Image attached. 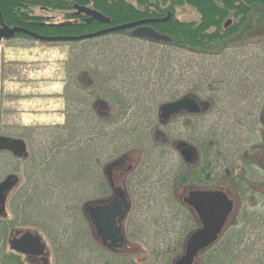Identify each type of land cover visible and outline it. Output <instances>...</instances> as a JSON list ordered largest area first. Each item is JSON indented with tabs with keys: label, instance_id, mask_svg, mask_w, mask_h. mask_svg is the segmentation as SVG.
I'll use <instances>...</instances> for the list:
<instances>
[{
	"label": "trees",
	"instance_id": "16d2710c",
	"mask_svg": "<svg viewBox=\"0 0 264 264\" xmlns=\"http://www.w3.org/2000/svg\"><path fill=\"white\" fill-rule=\"evenodd\" d=\"M76 4L88 6L100 12L109 18L110 23L106 24L96 19H92L89 22L80 21L77 19L78 16L73 14L74 5ZM185 6L192 7L196 10L199 15L198 20L184 21L176 17V10ZM36 10L38 11L37 14ZM60 13L63 14V18L74 19L75 21H72L70 25L66 26L42 24V22H45L47 19L45 15ZM168 13H170V18L167 21L147 24L160 35L167 36V39L163 41H153L147 38L133 36L132 28H126L116 32L71 42L84 43L83 45H85L87 41H95L98 38L112 36V39H107V44H100L97 47L99 51L93 55H89L87 53L88 50H86V52H82L80 50L81 48L78 50L77 48L79 46H77L76 49L72 48L73 53L70 56L73 69L90 73L94 77V80L91 81L92 86H98L94 88V91L96 92L100 89L101 92L106 95L108 94L109 96L105 95L110 98L108 101H112L118 105L121 113L120 118L115 122L118 124L115 126L116 128H114L112 133L108 130L107 134H104L101 128H105V123L102 122L99 125L101 131V133H99V139L103 142L110 136L107 144L108 146L102 156H107L110 154V151H112V146L110 147L109 144L115 141V136L121 143L128 140L127 142H130V144L133 143L134 145H141L142 147H144V144L148 141V137H146L144 133V122L152 118L151 116L155 109L152 108L151 101V103L145 107L143 114L142 111L131 112L132 102L136 99L138 100L142 93L148 90V88L143 86V79L146 78V74L143 71H140L141 73L138 72L139 74H137V76L134 75L137 73L140 66L131 64L132 60L135 61L138 59H133L132 54L129 53V41H144L150 45L161 44V46L164 47L162 56H165L164 61L166 64H168L169 60L172 61V64L173 61H177V55L174 54L175 51L197 54L210 58L209 56L219 55L226 49L237 46L245 47L249 44H259L260 47L264 49V0H0V15L4 24L9 27H24L45 36H79L96 32L110 26L122 25L137 20L164 18ZM228 18L232 19V24L225 28L224 23ZM14 38L25 39L29 38V36L18 33ZM128 38L131 40H128ZM29 39L33 38L30 37ZM104 48L105 51H103ZM68 61L66 63L69 70L70 62L68 63ZM140 61H142V59H140ZM125 71L129 74H133L136 79L130 88L116 86L117 80L122 77ZM113 84H115V86ZM193 85L196 86V84ZM202 89L204 91L203 94L206 95L205 88H193L192 86L183 87L182 90H179L181 92L179 94L183 95L189 93L197 95L199 90ZM152 93L151 91L150 94ZM210 96L213 98L211 94ZM69 101L70 99L67 98L68 106ZM93 101L94 99L92 98L88 104L84 100L83 102L78 101L85 106L81 110V113H87V110H91L90 106L93 104ZM257 101L258 100L254 101L252 108L248 109L252 113L250 115H253L254 119H256V110L259 111ZM209 102L210 107L214 105L213 101L210 100ZM77 108L76 106L71 110L62 126L50 128L51 134L56 136H47V139L52 141L47 149L37 154L32 153L27 155L29 157L28 160L27 157L26 159L24 158L25 163L23 169L26 184L15 192L14 196L17 195L15 198L17 201L14 200L16 203L13 205L15 212L16 207L19 209L17 211L20 216L19 218H14L12 221L0 222V264H30V259L26 257V255L14 252L11 249L7 250V248H9L8 237L12 229L38 225V222L44 226L43 228H48L46 234L50 237V239H48L52 244L56 264H119L120 262L119 258L116 257L117 255L115 258H112L94 242L93 237L89 235L86 222L79 209H74L72 213L71 210H61L62 215L71 213V216L67 223L62 224L61 228H58L55 226L56 223H60V221L54 223L47 221L58 219L59 213L53 208L47 209L40 206L47 200L46 196L53 191L61 192L60 190L64 189L65 192V189L71 184H77L80 181H85V186H88L92 182L93 190H96L95 185L98 172L94 169L92 170L86 164L87 160L93 159V152L90 154L92 156L90 158L92 159L89 158L88 154L89 151H93L95 147L96 116L88 112L89 115L87 114L86 119L80 118V112ZM248 112L249 111H247V113ZM199 117L200 116H195L192 119L194 121L193 126L190 119L187 118L188 122H186V126L187 130L192 132L190 134L192 139L194 138L193 142L197 146L201 157L203 158L205 155L203 158L205 161V157L209 153L212 155V158L218 157L219 155L217 152L222 150L223 145L221 147L219 142L221 138H218L220 132H216L215 128L212 130L203 129L200 125L201 121H199ZM81 119L83 123L82 126L79 127L78 124L81 122ZM251 121L250 126H256V123H254L253 120ZM108 125L111 126V123ZM78 127L80 129L79 141H76L75 144L71 146L67 145V140H71L77 136ZM229 134L228 132L227 135ZM113 135H115L113 138L114 140L111 139ZM30 137L31 135L26 136L25 140L28 139L29 141ZM237 137L239 138V136H236V138ZM43 139H46V136H44ZM198 140L200 141L199 144L197 143ZM60 141L65 142V144L60 143ZM240 141L239 139L236 144H239ZM101 149L103 152L102 143ZM160 150H162L161 154L159 152ZM234 150L235 149H233V152ZM172 154L175 156V152L170 146H165L164 149H155L154 147V149L147 154V161H145L146 163L143 165L150 171L146 173V176L150 178L154 177L152 182L157 183L159 181L156 176L157 173L160 171L164 172V175L160 178L161 181L158 186V191L151 187V191H148V196L146 198H148V202L151 201V204L157 202L156 208L158 209L161 206L160 210L164 208L163 204L166 203L165 207H167L168 210L167 215H171L170 217L175 220H169L163 224V230L166 231V233L161 239H153V233L149 231L150 234H152V236L149 234V247L153 246L158 253H151L149 257L147 254H144L142 262L148 261L147 264H172L174 257L182 249L181 243L186 234V230H183L179 236L175 234L171 235V231L168 230L172 226L175 228L178 226L175 209L171 205V203H175V166L167 156ZM4 157H6V159H4ZM11 157L14 156L10 152L0 151V180L13 171L8 169L13 166V159ZM161 157L163 159L162 167L158 163ZM158 167L161 168L159 169ZM18 168L19 166H15L16 170ZM204 172V166L197 169L195 174L197 181L204 175ZM141 176L144 177L140 172L139 178H141ZM87 183L89 184L87 185ZM101 183H103V181ZM75 190H79V187L77 186ZM78 192L82 191L79 190ZM135 198L139 200L138 194H135ZM31 206L33 207L30 208ZM154 213L155 212H152L149 217H153ZM22 215L29 218V220L21 221L23 225L18 222ZM158 216L159 214L155 217L158 218ZM136 225L137 231L144 230L141 224L137 223ZM143 232H145V230ZM147 237L148 236H146V238ZM239 239V235H233L225 239L223 243L220 242L217 247H225L228 248V250L235 249L242 246ZM133 240H141L144 243L147 241L143 238H136ZM161 247L165 249L161 250ZM166 248H169L168 250L171 254H162ZM131 264H138V262L132 259Z\"/></svg>",
	"mask_w": 264,
	"mask_h": 264
},
{
	"label": "rangeland",
	"instance_id": "374dc122",
	"mask_svg": "<svg viewBox=\"0 0 264 264\" xmlns=\"http://www.w3.org/2000/svg\"><path fill=\"white\" fill-rule=\"evenodd\" d=\"M37 13L38 11L36 10V14ZM50 16H54V22L64 19L61 13ZM176 17L184 21H193L198 20L199 15L194 8L185 6L176 10ZM107 39H112V36L98 38L95 41L90 40L87 41L85 45H83L84 43L43 45L41 42L24 38L14 39V41L8 43L0 42V135L24 139H26V136L31 135L29 141L28 139L25 140L28 145L27 155L32 153L37 154L51 145L52 141H49L47 136H56L51 134L50 128L62 126L64 118H67V115L76 106L80 112V118L86 119L88 112L93 115L92 109L87 110V113H81L83 104L79 102H83L84 100L88 104L91 98L95 99L97 96H102V98L109 100L110 98L106 97L109 95L101 92L100 89L96 92L93 90L94 85L92 86L91 81L94 80V77L90 73L73 69L71 55L68 61V63L70 62L69 74L65 73V60L67 58L68 49H76L77 46H79L77 48L78 50L80 48L82 52L88 50L87 53L93 55L99 51L97 47L100 44L105 45L108 43ZM128 40L131 39L128 38ZM129 43V53L132 54L133 59H138L135 61L132 60L131 64L140 66L137 73L134 72V75L137 76V74L141 73L140 71H143L146 74V78L143 79V86L148 88V90L142 93L138 100L136 99L132 102L131 112L142 111L143 114L145 107L150 104L151 101L152 108L155 109L157 105L171 99L173 96H180L179 93L181 92L179 90H182L183 87L192 86L193 88H205L206 95L203 94L204 91L202 89L199 90L197 96L204 101H213L214 105L207 111L201 113L199 121H201L200 125L203 129L212 130L215 128L216 132H220L218 138H221L219 142L221 147L223 145V148L218 155L224 150L229 153H234L233 149L237 151L240 144H236V142L239 139L242 140L243 136H246V134H248L247 136L252 135L249 136L250 139H247V142H245L244 147L246 149L250 150L252 146L258 144H260L258 145L260 149L261 146H264V127L262 124L250 126V121L254 120V118L253 115H250L252 114L250 110H248L252 108L253 102L256 100H258L257 107L259 111L264 103V49H262L259 44L229 48L219 55L209 56L210 58L197 54L175 51L174 54L177 55V61H173L172 64V61L169 60L168 64H166L164 61L165 56H162L164 47L161 46V44L150 45L144 41L135 40L129 41ZM103 51H105V48ZM140 59H142V61H140ZM2 73L5 75L1 76ZM134 75L126 71L123 72L122 77L117 80L116 86L130 88L136 80ZM65 82L67 87H65ZM193 84H196V86ZM113 85L115 86V84ZM95 86L98 87L97 85ZM151 91L153 92L152 94H150ZM67 98L70 99L69 106L67 105ZM247 111L249 112L247 113ZM259 111L256 110L255 112L256 119H258ZM109 116L106 117L108 120L104 123H111V126L106 124L105 128H101L104 134H107L108 130L112 133L114 128H116L115 126L118 124L115 122L120 118L119 113L114 114L111 118H109ZM82 123L83 121L81 119L78 126L81 127ZM173 125L172 123L168 128L170 134L176 131L173 129ZM79 127L77 136L71 140L66 139L67 145L71 146L75 144L76 141H79ZM182 129H184V127H181L180 130L182 131ZM57 130L60 131L59 129ZM161 131L163 135L166 130L161 129ZM228 132L230 133L229 135H227ZM44 136H46V139H43ZM114 136L115 135H113L111 139H113ZM236 136H239V138H236ZM109 138L110 136L103 142L100 139V143L103 145V152L102 149L100 151L101 167L102 164L111 161L109 155L101 157L108 146ZM149 138L151 143L154 144V139L152 140L151 136ZM173 139V136L169 137V146L172 149H174V146L171 144ZM113 142H110V147L113 145ZM60 143L65 144V142L62 141H60ZM197 143L199 144L200 141L198 140ZM144 146L147 145L144 144ZM242 149L243 147L240 148V150ZM253 151L254 148H252L251 152ZM92 152V150L89 151V158L92 157L90 155ZM26 157L28 160L29 157ZM26 157L24 158L26 159ZM167 157L171 162L175 160L173 154ZM11 158L13 159V166L8 169L13 170L10 173H15L19 177V182L8 196L6 202V215L0 216V222L12 221L14 218H19L20 215L17 211L19 209L16 207L15 212L13 208V205L16 203L14 200L17 201V199H15L17 195L14 196V194L26 184L23 169L25 159L23 157ZM203 158L201 162L196 164V167L199 168L204 166ZM4 159H6V157H4ZM92 160H87L86 164L92 170L94 169L96 171L97 160L95 157ZM15 166H19V168L16 170ZM228 166L236 165L231 164ZM221 171L224 173L223 168H221ZM161 174L164 175V172H161ZM160 181L161 179H159L157 183L149 180L142 181L140 185V187H143L141 189L142 192L151 191V187L158 191ZM88 184L89 183H87V185ZM77 186L82 192L75 190ZM60 191L61 192L53 191L46 196L47 200L40 205L47 209L53 208L59 213L58 219L49 220L47 222L54 223L60 221V223H56L55 227L61 228L62 224L68 222L72 211L74 209H79L82 216L84 215L83 218L86 222L89 235L91 236L90 224L82 207L85 202H90L98 196L96 195L97 191L95 189L93 190L92 182L88 186H85V181H80L77 184H71L65 189V192L64 189ZM139 197H141V194ZM143 201L142 199L141 203H143ZM32 207L33 206L30 208ZM144 208L146 207L144 206ZM61 210H71V213L62 215ZM165 210L167 211V207L164 206L160 211L163 213ZM160 211L155 212L154 215H158ZM166 211L165 213L168 214ZM149 215H151V213ZM20 218L18 222L21 225H23L21 221L29 220V218L24 215ZM145 220L146 219L139 224L146 228L147 232L148 230L151 231L146 227L147 222H145ZM152 225L157 226L159 231L162 232L163 228L160 222H148V226ZM43 227L44 226L38 222V225H30L23 228L32 230L43 237L48 248H50V263L56 264L52 244L49 240L50 237L46 234L48 228L46 229ZM8 249L9 248H7V250ZM200 264H204V262L200 261Z\"/></svg>",
	"mask_w": 264,
	"mask_h": 264
},
{
	"label": "flooded vegetation",
	"instance_id": "af4514ba",
	"mask_svg": "<svg viewBox=\"0 0 264 264\" xmlns=\"http://www.w3.org/2000/svg\"><path fill=\"white\" fill-rule=\"evenodd\" d=\"M74 12L73 14L78 16L77 19L89 22L86 15L83 13L76 14V10ZM45 17L47 19L45 22H42V24H48L50 26H54L51 24L55 23L75 21L74 19L64 18L62 21L54 22V16L45 15ZM227 20H230V23L227 26L224 24L225 28L232 24L231 18H228ZM12 41H14V39ZM75 41L79 40L57 41L43 43V45L62 43L69 44V42L71 43ZM72 53V48L67 50L65 73L69 72L66 62ZM65 87H67V85ZM184 96H195V99L198 102H203L208 109L210 108L209 101L201 100L197 95L189 93L175 96L165 102H162L155 107V111L151 116L152 118L144 122V133L146 137H148V141L146 142V145L148 146L142 147L141 145H134L133 143L130 144V142H127L128 140L121 143L115 136V141L111 148L112 151L108 154L111 161L102 164V167L100 163L101 143L99 133H101V131L99 125L100 123H104L108 120L106 117H108L109 114V118H111L116 113H119L121 116V113L118 105L114 102L98 96L94 99L93 104L90 107L96 116V138L93 158L95 157L97 160L96 171L98 170V173L95 188L98 198L95 197L92 200V206L94 208L97 206H104L112 202L114 199H117V201H120V207L118 214L113 220L114 229L110 232V236L113 241L103 240L102 237L98 235L93 222H90L87 218L90 224L91 236L93 237L94 242H96V244L112 258H115L117 255L116 257L119 258L120 261L119 264H131L132 259H135L138 264H147L148 261L142 262L144 254H147L149 257L151 256V253H158L156 248L153 246L149 247V230L147 232L146 228L143 227L145 232H143L144 230L137 231L135 226H137V223L144 222V219H146V227L153 233V239H161L162 236L165 235L166 231L162 230L160 233L157 226H148V222H160L163 228V224L166 221L173 220V218L170 217L171 215H167L165 213L166 210L162 213L160 211V207V209H157V202H155V204H151V201L147 202L148 198L145 196H148V191L142 192L141 189L143 187H140V185L144 180L152 182L154 179V177L150 178L149 176H146V173H149L150 171L146 169V166H143L144 163H146L145 161H147V154L152 151L154 147L155 149H164L165 146H169V137L173 136L174 139L171 144L174 146L173 151L175 152V160L172 162L175 166V203H171V205L175 209L176 222H178V226L176 228L172 226L168 229L170 227L169 226L167 229L171 231V235L175 234L179 236L183 230H186V234L181 243L182 249L174 257L172 264H174L177 258L184 254L185 244L188 237L202 227L196 209L186 201L189 192L196 190L223 192L228 199L232 201V208L223 222L221 230L215 241L198 250L194 256L192 264H200V261H203L204 264H264V146H261L260 149L258 146L260 144H258L252 146L250 150L246 149L244 147L245 142H247V139H250L249 136H252H247L248 134H246V136H243V139L239 142V149L237 151L235 150L234 153L223 151L215 158H212V155L209 153L205 157L204 161V175H202L200 180L197 181L195 174L198 167H196V164L202 161V157L197 149V146L193 142L194 138L192 139L190 134L192 132L187 130L186 122H188L187 118H189L193 126L194 121L192 119L195 116H200L201 113L207 111L208 109L201 110L198 113L182 111L177 114L170 115L167 119L159 116V108L164 103L178 100ZM83 107H85L84 104ZM263 111L264 103L259 111L258 119H254L253 122L259 125L262 124L264 127ZM66 119L67 118L64 119L63 123H65ZM172 123L174 124L173 129L176 131L173 132V134H170L168 128L172 125ZM181 127H184L182 131L180 130ZM161 129H165L166 134L163 133L162 135ZM150 136L152 140L154 139V144H152L149 140ZM191 140L193 143H191ZM184 147H190L194 150V157L189 161L185 160L181 154V150ZM241 147H243L242 150H240ZM252 148H254L253 152H251ZM159 152L161 154L162 150ZM101 157L103 156L101 155ZM158 163L160 166L162 165V157ZM231 164L236 166H228ZM221 168L224 169V173L221 171ZM140 172L144 175V177L141 176V178H139ZM101 176L104 184L101 183ZM156 176L158 177L157 179L162 178L161 171L158 172ZM135 194H138V196L141 194L142 198L139 197V200H136ZM142 199L144 200L143 203H141ZM165 204L166 203L163 205L165 206ZM144 206L146 208H144ZM82 210L85 216H87L84 204ZM158 211H160L158 216L159 219L155 217L157 215L149 217L150 213ZM166 212H168V210ZM150 235L152 236V234ZM233 235L240 236L239 240L241 241L242 246L230 250L225 247H217L220 242L223 243L225 239ZM146 236L148 237L146 238ZM136 238H143L147 241L145 243L141 240L134 241L133 239ZM40 239L45 247V264H51L49 252L50 248H48L42 236H40ZM164 249L165 248L161 247V250ZM168 249L169 248H166L162 254H169L170 252ZM26 257L30 259V264H44L41 256L27 255Z\"/></svg>",
	"mask_w": 264,
	"mask_h": 264
},
{
	"label": "water",
	"instance_id": "95a60500",
	"mask_svg": "<svg viewBox=\"0 0 264 264\" xmlns=\"http://www.w3.org/2000/svg\"><path fill=\"white\" fill-rule=\"evenodd\" d=\"M76 14L83 13L88 17V21L96 19L100 22L109 24L110 20L100 12L82 5H74ZM170 18V13L164 18L156 19H142L134 22L110 26L105 29L83 34L79 36H45L37 34L24 27L13 26L9 27L2 22L0 16V40H7L13 38L16 34L22 33L32 37L37 41L57 42L68 40H80L85 38H92L102 34L116 32L121 29L134 28L132 35L149 40L159 41L166 40L167 36L160 35L154 31L148 23L167 21ZM70 21L51 24L54 26L69 25ZM230 23L227 20L225 26ZM207 106L203 102H198L194 97L184 96L178 100L164 103L159 108V116L167 119L170 115L177 114L182 111L189 113H198L201 109H206ZM264 111L262 112V114ZM0 151H8L15 157L27 156V144L21 138H12L0 135ZM183 158L187 161L194 157V150L190 147H184L181 150ZM19 182V177L16 174H8L0 181V216L6 215V202L10 192L16 187ZM186 201L196 209L202 227L193 232L187 239L185 244L184 254L177 258L174 264H192L194 256L201 248H204L215 241L217 238L223 222L228 216L232 201L228 199L225 193L220 191H191L189 192ZM85 205V213L87 217L96 227V231L103 240H111L110 232L114 229V218L119 212L120 201L114 199L107 205L97 206L94 208L93 202H87ZM11 250L24 254L39 256L44 254V245L41 243L40 236L24 229H17L12 238L8 241ZM42 261L46 263V258L42 256Z\"/></svg>",
	"mask_w": 264,
	"mask_h": 264
},
{
	"label": "crops",
	"instance_id": "0c3cea01",
	"mask_svg": "<svg viewBox=\"0 0 264 264\" xmlns=\"http://www.w3.org/2000/svg\"><path fill=\"white\" fill-rule=\"evenodd\" d=\"M7 43H8V42H7ZM22 47H23V46H22ZM4 62H5V61H4ZM2 71H3V70H2ZM2 71H1V72H2ZM11 72H12V71H11ZM9 74H10V73H9ZM9 74H8V75H9ZM4 75H5L4 73L1 74V76H4ZM7 77H8V76H7Z\"/></svg>",
	"mask_w": 264,
	"mask_h": 264
}]
</instances>
